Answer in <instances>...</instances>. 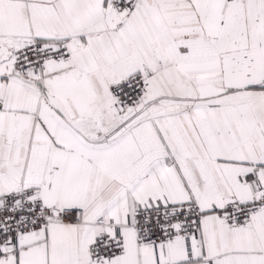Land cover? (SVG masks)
Masks as SVG:
<instances>
[{
  "label": "snow or ice",
  "instance_id": "1",
  "mask_svg": "<svg viewBox=\"0 0 264 264\" xmlns=\"http://www.w3.org/2000/svg\"><path fill=\"white\" fill-rule=\"evenodd\" d=\"M0 264H264V0H0Z\"/></svg>",
  "mask_w": 264,
  "mask_h": 264
}]
</instances>
